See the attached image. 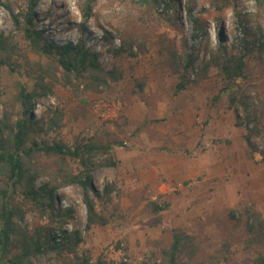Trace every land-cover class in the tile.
Listing matches in <instances>:
<instances>
[{
    "label": "rangeland",
    "instance_id": "1",
    "mask_svg": "<svg viewBox=\"0 0 264 264\" xmlns=\"http://www.w3.org/2000/svg\"><path fill=\"white\" fill-rule=\"evenodd\" d=\"M86 1L43 0L34 10L35 29L61 45L84 41L101 54L106 70L115 69L122 78L91 92L83 81L66 85L63 69L56 65L54 94L38 97L33 114L39 120L48 109H63L59 136L45 132L41 122L45 131L39 139L47 142L123 143L114 148L117 167H106L97 159L92 173L98 190L108 182L117 183L114 199L120 212L107 226L85 231L84 190L67 186L58 191L55 206L76 212L75 220L63 228L82 232L80 253L92 263L100 258L113 264L159 263L174 234L185 233L199 248L187 264H255L264 245L251 243L247 212L264 217V136L248 140V127L239 121L229 95L214 101L226 86L221 74L199 83L192 76L186 91L178 97L174 91L187 46L197 56V69L210 60L219 43L235 54L241 53L244 38L264 43V0H197L192 16L188 0H159L158 6L138 0H94L84 17ZM2 2L15 14L29 6L28 0ZM4 5L0 4V33L18 47L13 65L19 73L8 67L0 71V117L15 104L18 83L35 89L26 60L46 64ZM222 30L227 40L220 38ZM245 76L234 88L250 94L258 105L264 101V51L254 49L247 57ZM165 157L182 161L178 178L151 173ZM70 164L80 169L78 163ZM43 165L57 168L53 159H44ZM46 181L43 176L38 184ZM89 194L100 211L98 199L91 190ZM18 203L30 228L48 224V218L29 211L22 199ZM36 264H56L55 256L47 255Z\"/></svg>",
    "mask_w": 264,
    "mask_h": 264
},
{
    "label": "trees",
    "instance_id": "2",
    "mask_svg": "<svg viewBox=\"0 0 264 264\" xmlns=\"http://www.w3.org/2000/svg\"><path fill=\"white\" fill-rule=\"evenodd\" d=\"M42 1L28 0V9L15 14L0 0V4L12 15L16 26L23 30L31 48L46 60V64L26 60L35 80V89L29 91L25 84L18 83L15 104L10 109L6 108L0 117V264H36L50 254L55 256L56 264H113L104 258L92 263L80 253L84 243L82 232L63 228L64 224L75 220L76 210L72 207L57 209L55 202L60 189L79 185L84 190L83 203L87 212L85 231L96 226H107L115 214L120 212V205L114 199V195L119 194L118 186L116 182H108L102 190H98L94 186L92 173L96 169L97 159H102L106 167H117L119 162L114 148L122 147L123 143L103 144L94 140H80L69 145L62 140L47 142L39 139L40 133L45 131L41 122L46 127L45 132L59 136L63 129L64 111L62 108L48 109L39 120L35 119L33 112L38 97L54 94V87L58 82L53 71L56 65L63 69L66 85L72 84L74 80L83 81L85 89L91 92H100L109 87L110 81H120L122 73L115 69L106 70L100 61L101 54L88 47L84 41L61 45L49 40L43 31L35 29L34 10ZM93 1L85 2L84 17L88 15ZM138 1L159 5V0ZM196 1L188 0L186 7L190 16ZM110 38L113 37L110 35ZM253 39L244 38L241 41L242 51L239 54L219 43L210 60L197 69L194 67L197 56L190 53L187 46L180 71L178 69L179 81L174 91L175 97L186 91L192 82V76L195 78L194 82L199 83L221 74L226 86L214 96V101L229 95L230 105L237 110L239 121L248 127V140L253 136H264V101L260 100L255 105L250 94L241 93L239 87L234 86L246 78V59L252 51H264L261 39ZM17 48L10 38L0 33V71L8 67L12 72L19 73L13 65V56L19 53ZM124 50L125 47L122 46L120 51ZM139 88L142 90L143 86L140 85ZM262 155L264 157V150ZM44 159L56 160V170L46 168L43 165ZM72 162L78 163L80 169L76 171L70 164ZM43 176L47 177V181L38 184ZM89 190L98 199L100 211ZM19 199L26 203L29 211L48 218V224L30 228L25 221L26 212L18 203ZM110 210H113L112 214ZM247 215L252 220L251 224H247L251 243L264 245L263 215L254 210L248 211ZM198 251L194 237L176 233L171 247L162 252L163 260L150 264H187L195 258ZM255 264H264V253L259 255Z\"/></svg>",
    "mask_w": 264,
    "mask_h": 264
},
{
    "label": "crops",
    "instance_id": "3",
    "mask_svg": "<svg viewBox=\"0 0 264 264\" xmlns=\"http://www.w3.org/2000/svg\"><path fill=\"white\" fill-rule=\"evenodd\" d=\"M160 162H161V165H160ZM157 163L159 165H157V166L154 165L152 167V172H151L152 174H154L155 172H156V174L163 172V173H166L167 175H170V176H173L176 178H178V176L181 175V171H180L182 168V161L181 160L172 159V158L168 159V157H165L162 160H159Z\"/></svg>",
    "mask_w": 264,
    "mask_h": 264
},
{
    "label": "water",
    "instance_id": "4",
    "mask_svg": "<svg viewBox=\"0 0 264 264\" xmlns=\"http://www.w3.org/2000/svg\"><path fill=\"white\" fill-rule=\"evenodd\" d=\"M223 32H224V30H222V32H221L222 34H221V37L220 38H225L227 40V38H226V36L224 35Z\"/></svg>",
    "mask_w": 264,
    "mask_h": 264
},
{
    "label": "built area",
    "instance_id": "5",
    "mask_svg": "<svg viewBox=\"0 0 264 264\" xmlns=\"http://www.w3.org/2000/svg\"><path fill=\"white\" fill-rule=\"evenodd\" d=\"M190 47H191V49H194V47H195V46H194V45H192V44H190Z\"/></svg>",
    "mask_w": 264,
    "mask_h": 264
}]
</instances>
